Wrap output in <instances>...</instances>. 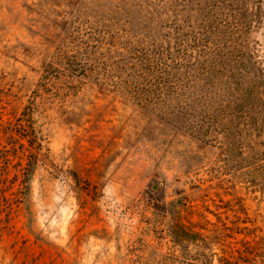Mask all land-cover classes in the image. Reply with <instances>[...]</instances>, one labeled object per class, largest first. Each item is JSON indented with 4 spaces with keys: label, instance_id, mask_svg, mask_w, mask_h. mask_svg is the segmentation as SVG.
I'll return each instance as SVG.
<instances>
[{
    "label": "rangeland",
    "instance_id": "374dc122",
    "mask_svg": "<svg viewBox=\"0 0 264 264\" xmlns=\"http://www.w3.org/2000/svg\"><path fill=\"white\" fill-rule=\"evenodd\" d=\"M214 1L0 0V264H264L263 116L166 82Z\"/></svg>",
    "mask_w": 264,
    "mask_h": 264
},
{
    "label": "trees",
    "instance_id": "16d2710c",
    "mask_svg": "<svg viewBox=\"0 0 264 264\" xmlns=\"http://www.w3.org/2000/svg\"><path fill=\"white\" fill-rule=\"evenodd\" d=\"M246 2L248 0H215L214 3H208V21L201 23L202 28L194 39L195 46L200 51L198 61L177 62L174 66L177 69L175 73H171L168 66L165 67L166 82H173L172 79L175 78L176 89L181 92L178 93L179 96L192 93L193 95H188L191 98L189 100H200L209 107L215 94L224 102L219 107L220 111L226 113L229 109L228 114L236 120L245 115H251L250 118L256 120L252 114L264 118V67L258 61L251 60L255 53L251 47L244 45V38L241 39V29L248 30L252 23H249L247 13H242L244 18L234 16L239 8L243 10L246 7ZM255 6L250 20L257 19L256 21L264 23V0L256 1ZM245 11H249L248 6ZM183 47L179 43V50L183 51ZM194 81H198L199 88L187 93ZM168 93L176 94V90L170 87ZM225 101L228 105H225Z\"/></svg>",
    "mask_w": 264,
    "mask_h": 264
}]
</instances>
